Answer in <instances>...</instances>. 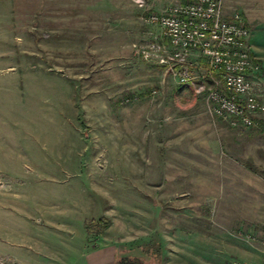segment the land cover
Returning <instances> with one entry per match:
<instances>
[{
    "label": "rangeland",
    "instance_id": "obj_1",
    "mask_svg": "<svg viewBox=\"0 0 264 264\" xmlns=\"http://www.w3.org/2000/svg\"><path fill=\"white\" fill-rule=\"evenodd\" d=\"M174 2L0 0V264H73L96 245L143 264L264 255V130L219 122L135 53L167 42L141 17ZM222 5L248 26L264 102V0Z\"/></svg>",
    "mask_w": 264,
    "mask_h": 264
},
{
    "label": "built area",
    "instance_id": "obj_2",
    "mask_svg": "<svg viewBox=\"0 0 264 264\" xmlns=\"http://www.w3.org/2000/svg\"><path fill=\"white\" fill-rule=\"evenodd\" d=\"M134 1L139 7L145 3ZM141 19L159 27L167 41L155 38L136 46L135 53L142 60L164 67L179 85L194 93H204L207 111L214 118L232 128L255 126L254 115L264 114V102L253 92L252 77L259 68L247 50L250 31L239 12L225 15L222 0H175L170 7ZM193 51L206 64L202 76L194 74L188 61ZM213 72H221V79H214Z\"/></svg>",
    "mask_w": 264,
    "mask_h": 264
},
{
    "label": "crops",
    "instance_id": "obj_3",
    "mask_svg": "<svg viewBox=\"0 0 264 264\" xmlns=\"http://www.w3.org/2000/svg\"><path fill=\"white\" fill-rule=\"evenodd\" d=\"M190 57L192 58L190 63H192L193 66H194L193 70L196 69V68L199 69V67L201 66V64H203L204 61L202 59H198V52L197 51H193L191 53ZM199 60H202V61H199ZM199 64H200V66H199ZM219 122L222 123L223 121H219ZM239 132L237 134H241ZM237 141H238V139H237ZM255 152H256V150H254L253 153L250 154V156H249L250 161H251L252 158L256 157L255 156ZM210 159H211V162H212V159H215V155H213V157H211ZM215 165L217 166L218 163L215 164ZM255 165H256V163H255ZM198 166H200V165L198 164ZM9 241H10V244H11L10 246L12 247V251L9 252L10 253L9 255H11V257H13V252L15 251L14 247H16V249H18V248L20 249L21 247L18 246V244H17L18 242H13L11 240H9ZM13 243L17 244V245H12ZM5 244L8 245L7 243H5ZM117 253H118V250L113 245H99V246L96 245L94 247H88V248L80 249L78 252H76L75 253L76 257L74 256L76 258V261L73 264H116V261L118 260L117 259L118 258V254ZM252 260L255 261V262H253L251 264H264V255H259L258 258H256V259L253 258ZM245 261H248V260H245ZM17 263L18 264H23L22 263V259L17 261Z\"/></svg>",
    "mask_w": 264,
    "mask_h": 264
},
{
    "label": "trees",
    "instance_id": "obj_4",
    "mask_svg": "<svg viewBox=\"0 0 264 264\" xmlns=\"http://www.w3.org/2000/svg\"><path fill=\"white\" fill-rule=\"evenodd\" d=\"M212 77L214 79H221V72H213ZM254 122L257 124H259L261 127V129L264 130V126L263 124H261L260 122L256 121V119H253ZM108 226L107 221L102 218L100 220H98L97 222H94L93 220H91L90 222H88L86 224V232L89 235H101L102 232L104 231V229ZM116 264H143L142 262L138 261V260H134V259H130V258H120L116 261Z\"/></svg>",
    "mask_w": 264,
    "mask_h": 264
}]
</instances>
